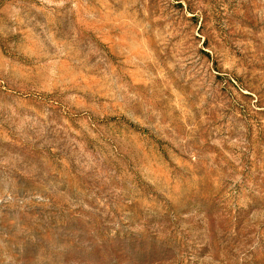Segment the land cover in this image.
Masks as SVG:
<instances>
[{"label": "rangeland", "instance_id": "374dc122", "mask_svg": "<svg viewBox=\"0 0 264 264\" xmlns=\"http://www.w3.org/2000/svg\"><path fill=\"white\" fill-rule=\"evenodd\" d=\"M0 264H264V0H0Z\"/></svg>", "mask_w": 264, "mask_h": 264}]
</instances>
